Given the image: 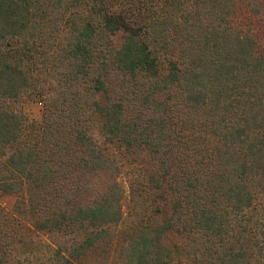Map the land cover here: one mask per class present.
<instances>
[{
  "label": "trees",
  "instance_id": "obj_1",
  "mask_svg": "<svg viewBox=\"0 0 264 264\" xmlns=\"http://www.w3.org/2000/svg\"><path fill=\"white\" fill-rule=\"evenodd\" d=\"M62 6L75 9L60 29ZM123 17L129 32L97 62L98 41L120 29ZM262 20L264 0H0V189L26 190L43 231H95L78 246L56 244L52 264H74L68 257L90 249L121 218L124 189L116 179L88 198L90 180L116 169L89 133L91 118L105 141L154 156L158 181L173 192L172 212L189 214L200 231L195 264H253L231 221L249 225L264 206ZM58 29L63 38L56 44L54 35L55 48L44 47V36ZM37 43L44 48L39 74L55 73L57 88L42 98L37 141L32 134L23 142L22 117L5 102L34 87ZM108 71L140 87L133 115L124 96L98 102ZM190 122L197 123V145ZM172 226L167 218L139 228L120 249L123 264H177L162 242Z\"/></svg>",
  "mask_w": 264,
  "mask_h": 264
},
{
  "label": "rangeland",
  "instance_id": "obj_2",
  "mask_svg": "<svg viewBox=\"0 0 264 264\" xmlns=\"http://www.w3.org/2000/svg\"><path fill=\"white\" fill-rule=\"evenodd\" d=\"M164 2L165 0H154V4L157 6H162ZM74 9L66 10L65 6L59 9L64 18L61 19L60 29L63 28L65 19L73 13ZM131 11L134 14L137 13V11ZM130 16L129 14L128 17ZM128 17H123L125 24L120 29L112 33L108 32L103 39L98 41L97 62H100L101 58L106 60L108 49L120 47L131 27ZM259 28L262 27L259 26ZM60 29L55 32L51 31L50 38L44 36L42 40L44 47L51 44L54 46V35H57L56 44L63 38L64 31L60 32ZM43 51V46L37 43L33 52V60H31L32 66L36 69L33 73L36 79L34 87H30L29 93L21 95L17 101L8 100L5 102L7 108L13 109L22 117L24 134H22L21 141L23 142L32 134L35 137L34 141H37L38 131L35 125L41 123L42 110L45 106L42 98L48 97L49 91L57 88V83L53 79L55 73L50 72L48 76L39 74L43 70L37 63L40 62ZM101 53L104 54L103 57H101ZM25 64L28 65L26 62ZM107 77L105 80L107 93L98 92L96 95L98 102H113L124 96L127 107L125 113L127 116L133 115L142 99V93L138 91L140 87L137 86L136 91V88L131 85L132 82L120 72L108 71ZM90 81L81 85L82 91L89 88ZM91 121L92 123L88 127L91 137L104 154L114 162L116 169L112 174L97 175L96 178L93 177L90 180L88 184L93 188L91 189L92 193L88 191V198L96 196L98 189L105 186L111 178L116 179L124 189L120 206L121 218L117 223H109L104 226L108 237H101L90 249L83 250V253L76 258H68L74 264H123L119 252L128 238L143 226L161 224L169 218L173 226L163 235L162 242L170 249L172 260L177 264H195L192 254H195L194 250L200 244V231L191 225L189 214L172 212L170 205L173 192L166 182L158 181L160 177H158V166L154 156L142 148L126 149L119 140L105 141L97 130L99 120L91 118ZM190 123H192L191 128L187 133L191 134L192 139L197 140L195 142L197 145L199 136L197 123ZM195 143L192 142V144ZM84 178L83 180H85ZM156 181H158L157 186L155 185ZM21 192L23 195L17 196L15 193L4 192L0 189V256L2 258L0 264H48L49 262L52 264L51 261L57 257L56 244L64 243V239H66L65 246L68 244L78 246L83 239L95 233L93 228L79 232L65 231L64 233H48L41 230L38 217L32 213V208L26 199V195H28L26 190L23 189ZM83 193L80 194V197ZM258 207V214L253 218L251 224L245 225L243 221H241L242 224L237 220L231 221L233 234L238 236L236 242L249 248L248 257L253 264L264 263L261 253V244L264 242V206ZM244 225L247 228V233L243 231Z\"/></svg>",
  "mask_w": 264,
  "mask_h": 264
}]
</instances>
